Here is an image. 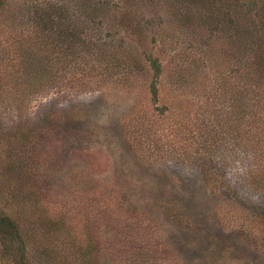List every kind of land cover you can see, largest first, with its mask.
<instances>
[{"label": "rangeland", "instance_id": "1", "mask_svg": "<svg viewBox=\"0 0 264 264\" xmlns=\"http://www.w3.org/2000/svg\"><path fill=\"white\" fill-rule=\"evenodd\" d=\"M125 8L142 11L147 18L144 29L123 32L107 23L95 38L117 47L122 61L141 66L140 71L131 70L126 84L121 80L129 77H122L127 70L113 69L104 85L87 92L70 83L60 93L53 87L29 98V77L21 72L17 80L15 74L5 77L0 67V81L5 77L11 85L16 82L14 90L6 87L16 100L10 106L0 103L4 139L15 143L31 127L39 132L36 137L44 136L35 147L24 144V151L31 150L36 160L32 173L37 176L26 189L54 210L62 207L60 202L70 204L84 196L85 185L92 183L87 195L101 198L99 264H264V197L252 190L255 173L262 170L254 144L264 123L252 124L247 111L243 117L238 108L243 103L239 55L220 33L209 35L212 27L204 23L183 26L163 9L158 21L152 15L156 9L138 0ZM4 20L0 16V25ZM8 28L15 31L11 24ZM149 53L160 65L156 79L143 60ZM150 83L156 87V99L148 93ZM19 103L25 107L20 109ZM82 109L86 124L73 130L65 124L67 112L74 115ZM47 114L57 125L44 120ZM255 130L259 133L253 137ZM205 135L229 142H224L229 162L222 165L221 176L231 187L215 191L219 194L200 182V158L196 161L192 154L194 143ZM77 139L82 142L77 144ZM81 144L86 147L76 149ZM238 158L241 166L235 163ZM206 167L215 168L212 163ZM115 185L133 189L121 196L110 194ZM153 194L163 196L168 207L154 203L149 197ZM61 248L68 260L63 264H79L72 246Z\"/></svg>", "mask_w": 264, "mask_h": 264}, {"label": "trees", "instance_id": "2", "mask_svg": "<svg viewBox=\"0 0 264 264\" xmlns=\"http://www.w3.org/2000/svg\"><path fill=\"white\" fill-rule=\"evenodd\" d=\"M28 1L0 0V16H5L0 25L5 28L0 32V67L6 72L5 77L15 74L17 80V72L29 77L25 84L29 98L39 96L42 92L47 93L53 87L56 93H60L70 83L78 86L79 92H87L98 84L104 85L105 77L109 78L113 69L127 70L122 77H129L121 80L126 84L131 70H142L136 63L129 65L119 59L117 47L108 46L95 38L100 28L107 23L123 32L134 28L137 30L138 27L144 29L147 18L142 11L133 12L125 8L131 0H35L33 4H27ZM138 1L152 5V9H156L152 15L158 21L162 18L159 9H163L166 13L171 11L169 15H173V20H178L183 26L193 28L204 23L208 29L212 27L209 35L220 33L224 36L236 57L238 54V59H241L239 64L242 69L237 72L243 99L241 107L238 106L241 115L245 116V109L249 115L246 120L252 119V124L264 123V0ZM201 12L204 16H200ZM10 24L15 28L11 33L8 28ZM143 60H146L156 79L161 73L157 58L149 53L143 56ZM98 76L102 78L96 79ZM5 77L0 81L3 95L0 103L10 106L16 100V95L6 88L11 83ZM15 83L11 85L13 90ZM148 93L156 99L154 83H150ZM25 104L19 103L18 107L21 109ZM67 113L69 120L66 116L68 123L65 124L68 127L79 130L85 126L83 124H86L88 116L83 109L78 114L76 111L74 115L70 111ZM44 120L57 125V121L48 114ZM93 128L97 130L98 126ZM35 130L28 128L25 135L20 134L16 138L19 140L10 143L4 139L6 135L1 133L0 128V264H63L68 260L63 257L61 247L67 249V245L72 246L79 264H99L98 254L99 251L103 252L100 249L98 221V202L101 198L87 195L92 189V183L87 182L82 191L84 196L80 195L72 201L73 207L72 203L60 202L62 207L54 210L38 194L26 189V185L34 182L37 176L35 172L32 173L36 160L31 150L27 153L24 151V144L29 142V146L35 147L44 138L36 137L39 132ZM257 133L259 131L255 130L251 136ZM257 136L259 142L254 146L262 170L261 173H255L252 190L260 192L264 197V127ZM207 138L205 135V138L194 143L192 154L196 161L200 158V182L210 186L215 193L222 187H231L229 180L223 178L225 169L222 170V165L226 166L229 162L224 157V142H229ZM72 140L76 141V138ZM79 142L82 141L77 139V144ZM230 144H227V148ZM85 147L81 144L76 149ZM238 159L235 163L241 166L242 158ZM209 163L215 166L214 170L206 167ZM159 171L158 175H163ZM234 174L237 175L236 172ZM237 181L235 186L239 184ZM245 184L250 185V181ZM123 187L115 185L110 194L121 196L133 189ZM231 190L235 194V189ZM149 197L162 209L168 207L169 203L163 200V196L153 194ZM236 197H240L238 191ZM190 236L187 242L189 247L194 244Z\"/></svg>", "mask_w": 264, "mask_h": 264}]
</instances>
